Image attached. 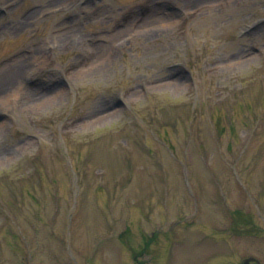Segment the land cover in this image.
<instances>
[{
	"label": "rangeland",
	"instance_id": "rangeland-1",
	"mask_svg": "<svg viewBox=\"0 0 264 264\" xmlns=\"http://www.w3.org/2000/svg\"><path fill=\"white\" fill-rule=\"evenodd\" d=\"M0 1V264H264V0Z\"/></svg>",
	"mask_w": 264,
	"mask_h": 264
},
{
	"label": "bare ground",
	"instance_id": "bare-ground-1",
	"mask_svg": "<svg viewBox=\"0 0 264 264\" xmlns=\"http://www.w3.org/2000/svg\"><path fill=\"white\" fill-rule=\"evenodd\" d=\"M16 62H18V61H16ZM21 62L22 61H19L16 66L13 65L10 68L5 69L4 73L1 72V70H0V72H1V75H0V93H1V90H3V86L4 87L7 86V85L8 86L11 85V87L14 86V84H12V80H13V77H14V72H13L14 70L12 68H14V67L16 68ZM6 81H7V83H6Z\"/></svg>",
	"mask_w": 264,
	"mask_h": 264
}]
</instances>
